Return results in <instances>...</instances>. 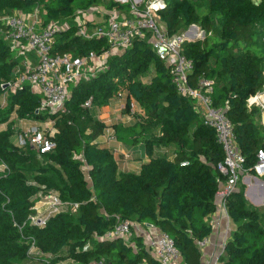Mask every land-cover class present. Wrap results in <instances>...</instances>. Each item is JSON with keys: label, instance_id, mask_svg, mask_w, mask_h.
<instances>
[{"label": "trees", "instance_id": "obj_1", "mask_svg": "<svg viewBox=\"0 0 264 264\" xmlns=\"http://www.w3.org/2000/svg\"><path fill=\"white\" fill-rule=\"evenodd\" d=\"M94 6L131 9L130 3L114 0H0V124L8 122L0 125V264H161L147 251L143 235L129 241L105 237L118 217L157 226L172 237L184 260L202 264L198 242L212 232L207 217L226 179L217 169L225 152L193 99L179 92L149 32L111 55L106 69L72 85L63 109L42 108L43 95L27 83L3 86L15 79L22 60L2 34L3 15L38 8L45 24H63ZM157 16L170 34L191 25L205 30L203 37L182 46L194 62L191 84L196 86L200 77L213 80V105L225 110L245 167L253 172L257 151L264 148V124L258 121L262 109L249 106V98L264 88V0H167ZM83 25L58 29L52 52L106 51L107 38L82 35ZM119 93L126 97V112L132 100L143 109L134 122L111 126L119 142L144 147L149 160L139 172L121 170L113 149L97 141L108 126L94 108ZM88 100L92 107L85 105ZM13 113L52 122L56 146L40 153L29 142L14 143ZM49 193L78 205L67 204L45 225H36L30 216L38 212L39 197ZM226 204L237 227L218 264H264V205L252 204L242 186Z\"/></svg>", "mask_w": 264, "mask_h": 264}, {"label": "built area", "instance_id": "obj_2", "mask_svg": "<svg viewBox=\"0 0 264 264\" xmlns=\"http://www.w3.org/2000/svg\"><path fill=\"white\" fill-rule=\"evenodd\" d=\"M114 1L130 3V11L126 12L117 8L107 9L108 24L105 28L93 34L87 33L83 28L80 30V33L86 37L103 36L107 38L109 48L101 54L95 51L82 56H74L70 52L53 53L55 32L67 27L69 23L59 24L51 21L41 24L44 19L38 8H35L29 16L19 11L3 15L1 17L2 34L10 46L22 57L16 69L15 79L3 86L15 89L27 83L34 91L43 95L42 108L49 107L52 111L63 109L71 95L72 85H76L82 79H89L97 72L106 69L111 55L126 50L137 36H144L149 32V42L158 57L171 68L173 81L179 92L193 99L196 110L203 116L204 122L215 129L217 140L224 149V159L218 162L217 169L226 179L220 183L217 199L220 207L225 210L230 219L226 204L228 196L237 189L243 175L252 171L245 167V155L237 145L233 125L225 114V110L213 105L209 94L213 91V80L200 77L196 86L191 84L194 62L182 52V46L187 39L203 37L205 30L198 25H191L183 32L170 34L157 16V10L166 6L167 0ZM82 14L84 20H87V13L84 11ZM30 53L35 54V62L29 57ZM6 96L7 92L3 96L2 105L6 104ZM119 96H122V93H119ZM262 99V94L258 91L249 98V106L261 104ZM85 105L92 107L91 100H88ZM134 105L135 101L132 100L131 116H135L136 113ZM113 131L112 127H107L104 133L109 141L116 139ZM53 134L38 125H31L22 130L19 143L29 142L40 153L48 152L56 146V142L52 139ZM187 163L188 161H184L182 164ZM253 173L264 176V148L257 151ZM40 203L42 206L36 205L35 207L38 212L30 216L31 222L39 226L45 225L51 215L58 213L67 204L72 208L78 205L62 201L56 193L40 196ZM143 225L153 231L146 235L140 234L143 235L150 255L158 259L161 264H189L184 260L172 237L150 223L118 217L114 228L108 231L105 237L110 239L122 237L129 241L135 230L136 234H139L138 231L142 230ZM207 241L208 238L205 237L198 244L202 247ZM99 264L105 263L99 261Z\"/></svg>", "mask_w": 264, "mask_h": 264}, {"label": "crops", "instance_id": "obj_3", "mask_svg": "<svg viewBox=\"0 0 264 264\" xmlns=\"http://www.w3.org/2000/svg\"><path fill=\"white\" fill-rule=\"evenodd\" d=\"M99 8H101L103 11H100ZM19 12L24 13L27 16L33 13V11L24 12L21 10ZM85 12L88 15L87 20H81L83 17L82 13H84V11H80V13L74 19L79 20L77 24H84L83 29H85L87 32H90L89 34H93L99 29L105 28L107 26L108 13L104 6L103 9L102 6H94ZM97 12L102 13L97 15L95 14ZM43 14L41 13L42 18H44ZM43 23L44 21H41V24ZM29 57L33 60V62H35V54L30 53ZM125 107L126 97L123 94L122 96L113 98L107 104L96 106L94 108V112L96 116L104 121L108 127H111L114 123L119 121L124 123H132L135 121V116H131V112H126ZM134 108L136 113H143V109L137 101H135ZM13 117H16L18 119L17 123L20 124V130L18 128L19 134L17 135L18 142H14L16 144H18L20 141L19 135L22 130L31 125H38L49 133L55 132L52 122H38L32 119H20L16 114ZM97 141L100 144L113 149L118 160L119 167L123 171L139 172L142 164L149 160V157L145 153L143 146H126L117 139L109 141L107 135L105 134L99 136ZM240 186L243 187L246 198L252 202V204H256L255 206L264 205V176L256 175L253 172L244 174L242 179L239 181L237 189ZM216 203V209L207 217L208 221L212 225L214 222L216 223L213 225L212 232L207 236V243L200 247L202 252V264H218V259L224 251L226 241L237 227L232 218L230 217L229 219L225 210L220 207L218 199L216 200ZM38 206L40 207L42 204L40 203ZM151 232L153 231L145 225L142 226V230L140 232L138 231L139 234L143 233L145 235ZM134 234H136V230ZM36 252H39V250L37 249Z\"/></svg>", "mask_w": 264, "mask_h": 264}, {"label": "rangeland", "instance_id": "obj_4", "mask_svg": "<svg viewBox=\"0 0 264 264\" xmlns=\"http://www.w3.org/2000/svg\"><path fill=\"white\" fill-rule=\"evenodd\" d=\"M198 1H201V0H198ZM100 9V11H103V10H101V8H99ZM102 9H103V6H102ZM105 10L107 11V9L105 8ZM80 13V12H79ZM102 12H97V13H95V14H101ZM42 14H43V12H42ZM44 15V14H43ZM44 19V18H43ZM82 19H84V17H82L81 18V20ZM78 19H70L69 21H68V23H71V24H76V23H78ZM90 30V29H89ZM87 33H90V32H87ZM260 94H262L263 96H264V88L262 89V90H260ZM2 100H3V98H2ZM262 102H261V104H259V106L261 107V115L258 117V121H260V122H262L263 124H264V97H263V99L261 100ZM16 113H13L11 116H10V119H9V121H10V123L12 124V128L14 129V131H15V134H13L12 135V138H11V140L13 141V142H18V137H17V135L19 134L18 133V128H19V130H20V124L19 123H17L18 122V119L16 118V117H13L14 115H15ZM11 117H12V119H11ZM7 124H8V122H3V123H1L0 125H2V127H7ZM47 127V126H46ZM49 128V127H48ZM243 181H244V179H243ZM244 183V182H243ZM247 186V185H246ZM247 190V189H246ZM245 190V191H246ZM246 195V194H245ZM40 197H39V199L37 200V204L39 205L40 203ZM252 203V202H251ZM254 204V203H253ZM256 205V204H255ZM259 206H262V205H259ZM135 230V229H134ZM36 248H32V254L34 253V255H38V253H36ZM32 260V259H31ZM68 260H65L64 262H62V263H64V264H68ZM29 263H31V261H29V262H24V264H29Z\"/></svg>", "mask_w": 264, "mask_h": 264}, {"label": "bare ground", "instance_id": "obj_5", "mask_svg": "<svg viewBox=\"0 0 264 264\" xmlns=\"http://www.w3.org/2000/svg\"><path fill=\"white\" fill-rule=\"evenodd\" d=\"M259 97V96H258ZM262 97H264L263 95H262Z\"/></svg>", "mask_w": 264, "mask_h": 264}]
</instances>
